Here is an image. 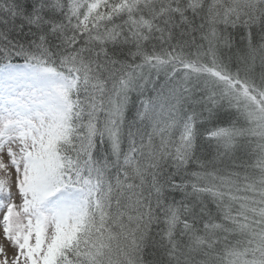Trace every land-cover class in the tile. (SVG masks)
I'll use <instances>...</instances> for the list:
<instances>
[{"label": "snow or ice", "instance_id": "6c2138e0", "mask_svg": "<svg viewBox=\"0 0 264 264\" xmlns=\"http://www.w3.org/2000/svg\"><path fill=\"white\" fill-rule=\"evenodd\" d=\"M0 229V264H264V0H0Z\"/></svg>", "mask_w": 264, "mask_h": 264}, {"label": "rangeland", "instance_id": "374dc122", "mask_svg": "<svg viewBox=\"0 0 264 264\" xmlns=\"http://www.w3.org/2000/svg\"><path fill=\"white\" fill-rule=\"evenodd\" d=\"M0 246L4 250V257L0 258V260H4L5 257L11 258L13 253V248L11 242L5 238L2 229H0Z\"/></svg>", "mask_w": 264, "mask_h": 264}, {"label": "bare ground", "instance_id": "6f19581e", "mask_svg": "<svg viewBox=\"0 0 264 264\" xmlns=\"http://www.w3.org/2000/svg\"><path fill=\"white\" fill-rule=\"evenodd\" d=\"M1 246H0V248H1ZM3 257H4V251L2 253H0V258H3Z\"/></svg>", "mask_w": 264, "mask_h": 264}]
</instances>
